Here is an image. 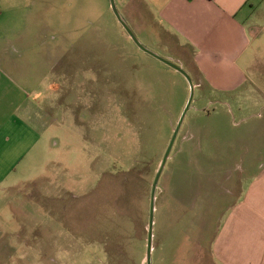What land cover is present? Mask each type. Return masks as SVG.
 <instances>
[{
    "label": "rangeland",
    "instance_id": "374dc122",
    "mask_svg": "<svg viewBox=\"0 0 264 264\" xmlns=\"http://www.w3.org/2000/svg\"><path fill=\"white\" fill-rule=\"evenodd\" d=\"M114 2L122 17L119 0ZM107 21L93 42L80 47L87 56L63 59L57 100L50 96L37 109L47 114L45 154L39 151L22 168L18 186L0 185V264L28 258L40 264H148L152 188L191 91L183 75L137 46L114 11ZM149 30L132 32L147 50L162 58L169 52L173 59L167 60L186 71L175 60L185 59L189 67L191 58L175 48V39L164 34L166 51ZM258 94L249 89L218 98L194 85L157 185L151 264L159 262L156 248L171 222L168 191L183 177L179 152L190 126L194 133L204 125L230 139L264 117Z\"/></svg>",
    "mask_w": 264,
    "mask_h": 264
},
{
    "label": "crops",
    "instance_id": "0c3cea01",
    "mask_svg": "<svg viewBox=\"0 0 264 264\" xmlns=\"http://www.w3.org/2000/svg\"><path fill=\"white\" fill-rule=\"evenodd\" d=\"M119 2L130 29H150L166 51L164 34L175 39L191 58L189 67L175 61L201 94L264 96V0ZM112 12L110 0H0V185L18 186L22 168L45 154L47 114L37 109L57 100L63 59L87 56L80 47L105 30ZM248 124L230 139L190 126L158 264H264V117Z\"/></svg>",
    "mask_w": 264,
    "mask_h": 264
},
{
    "label": "water",
    "instance_id": "95a60500",
    "mask_svg": "<svg viewBox=\"0 0 264 264\" xmlns=\"http://www.w3.org/2000/svg\"><path fill=\"white\" fill-rule=\"evenodd\" d=\"M111 1V7H112V10L114 11L118 21L121 23V25L125 28V30L128 32V34L130 35V37L132 38V40L137 44V46L142 50L144 51L145 53L151 55L152 57H154L155 59L159 60L160 62L164 63L165 65H167L168 67L174 69L175 71H177L178 73H180L181 75H183L185 77V79L188 81V84L190 86V91H191V95H190V98H189V101L187 103V106L179 120V123L175 129V132L172 136V139L169 143V146L166 150V153L164 155V158H163V161L161 163V166L159 168V171L157 173V176H156V179H155V182H154V185H153V188H152V196H151V211H150V229H149V235H148V254H147V257H148V264H151V254H152V229H153V220H154V213H155V202H156V191H157V185H158V182L160 180V177L163 173V170L167 164V161L170 157V154L172 152V149L175 145V142H176V139L178 137V134L181 130V127L183 125V122H184V119L186 117V114L187 112L189 111L190 107H191V104H192V101H193V97H194V85H193V82L189 76V74L184 71L181 67H179L178 65H176L175 63H172L171 61L165 59V58H162L158 55H156L155 53H152L151 51L147 50L139 41L138 39L136 38V36L134 35V33L132 32V30L130 29V27L125 23V21L123 20V18L118 14L117 10H116V5H115V2L114 0H110Z\"/></svg>",
    "mask_w": 264,
    "mask_h": 264
}]
</instances>
